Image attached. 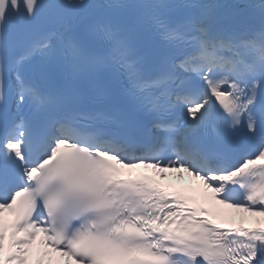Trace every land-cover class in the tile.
Instances as JSON below:
<instances>
[{
	"label": "snow or ice",
	"instance_id": "obj_1",
	"mask_svg": "<svg viewBox=\"0 0 264 264\" xmlns=\"http://www.w3.org/2000/svg\"><path fill=\"white\" fill-rule=\"evenodd\" d=\"M0 264H264V0H0Z\"/></svg>",
	"mask_w": 264,
	"mask_h": 264
},
{
	"label": "bare ground",
	"instance_id": "obj_2",
	"mask_svg": "<svg viewBox=\"0 0 264 264\" xmlns=\"http://www.w3.org/2000/svg\"><path fill=\"white\" fill-rule=\"evenodd\" d=\"M228 1L234 2V0H228ZM169 178H171V175L166 174L165 180H168ZM173 178L176 179L175 177H173ZM172 181H175V180H172ZM196 184H199V181H195V185ZM205 207H209L210 209L218 210L221 213V215H219V216H212V215L209 216L211 219H214L216 223L228 224L229 220H232L233 222L234 221H240V216H241L240 213H237L235 211L231 212V209L224 208L223 206L217 205L214 202L206 204ZM230 224H232V223H230ZM244 224L249 225L251 227L256 226L254 223L251 222V219L246 220Z\"/></svg>",
	"mask_w": 264,
	"mask_h": 264
}]
</instances>
